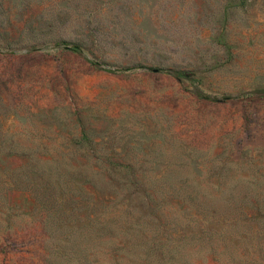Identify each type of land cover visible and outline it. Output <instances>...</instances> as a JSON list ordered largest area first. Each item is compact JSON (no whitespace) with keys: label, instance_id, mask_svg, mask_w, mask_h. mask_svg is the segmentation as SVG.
I'll use <instances>...</instances> for the list:
<instances>
[{"label":"rangeland","instance_id":"rangeland-1","mask_svg":"<svg viewBox=\"0 0 264 264\" xmlns=\"http://www.w3.org/2000/svg\"><path fill=\"white\" fill-rule=\"evenodd\" d=\"M0 264H264V0H0Z\"/></svg>","mask_w":264,"mask_h":264}]
</instances>
